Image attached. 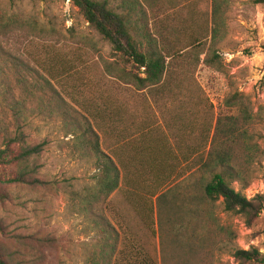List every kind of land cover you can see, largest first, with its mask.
Instances as JSON below:
<instances>
[{"label":"rangeland","instance_id":"374dc122","mask_svg":"<svg viewBox=\"0 0 264 264\" xmlns=\"http://www.w3.org/2000/svg\"><path fill=\"white\" fill-rule=\"evenodd\" d=\"M107 1L120 13H130L131 21L142 27L143 17L128 11L123 0ZM141 1L155 36L158 30L166 33V21L190 26L189 19L196 16L190 13L196 7L194 1L201 11L196 22L211 20L212 0L207 4L203 0ZM217 2L220 27L215 38L207 41L204 52L194 51L186 57L188 74L182 62L178 64L174 76L187 75L179 79L180 92L171 96L154 89L140 91L110 75L106 65L122 63L71 0H0V41L31 64L39 61L48 69H57L65 61L74 63L77 71L64 86L66 99L75 108L87 115L95 108L123 104L129 112L128 126L146 120L154 128L152 137L163 133L174 144L185 140L190 166L196 165L199 153L208 150L206 138L211 137L218 117L240 115L231 97H243L251 119H240L235 146L248 147L249 155L242 152L244 157L237 165L241 178L232 186L254 199L264 196V4L255 0ZM171 10L179 11L178 19ZM211 51L218 58L207 64L204 59ZM0 121V147H4L3 132L7 128L6 136L15 133L18 124L5 122L1 111ZM113 129L115 138L100 131L105 151L122 142L118 137L121 125ZM71 130L56 114L22 116L25 139L31 145L47 144L29 163L27 177H36L38 182L20 186L0 182V227H4L0 229V254L8 264H98L105 255L115 264L118 255L101 250L108 240L114 242L115 234L120 236L118 249L127 232L134 240L153 242L121 193L111 196L110 209L101 201L91 204L97 190L96 157L78 145V139L68 134ZM13 149L17 151L18 146ZM8 168L0 165L1 177H8ZM195 192L201 194L199 188ZM9 195L13 198L6 200ZM197 202L200 210L177 223L186 230L180 231L167 218L162 227L157 224L154 240L160 248L159 264H260L239 259L235 251L257 248L264 255V204L250 218L225 210L222 199L199 197ZM105 217L115 228L107 227Z\"/></svg>","mask_w":264,"mask_h":264},{"label":"trees","instance_id":"16d2710c","mask_svg":"<svg viewBox=\"0 0 264 264\" xmlns=\"http://www.w3.org/2000/svg\"><path fill=\"white\" fill-rule=\"evenodd\" d=\"M71 1L111 44L115 60L122 63L119 67L115 63L106 65L110 75L140 91L154 89L167 96L180 92L179 79L181 82V76L184 78L190 71L184 64L186 57L194 51L204 52L207 41L215 38V32L220 27L217 0H212L210 21L206 18L201 24L196 22V16L201 11H197L194 1L196 7L190 13L196 16L189 19L190 26L166 21V33L158 30V36L152 34L153 29L141 0H123L122 4L128 11L143 17L142 27L131 21L130 13H120L107 0ZM255 2L264 4V0ZM203 3L207 4L208 0H203ZM178 12L169 11L174 19H178ZM210 53L204 59L207 64L214 63L218 58L216 53ZM181 62L187 74H177L179 77H175L174 71ZM73 64L65 61L57 69H48L39 61L31 64L0 41V111L5 122L18 124L15 133L6 136L7 128L3 132L0 165L9 167V171L8 177L0 176V182L20 186L39 181L36 177L28 179L29 163L41 155L47 143L40 141L31 145L25 139L22 116L48 114L55 117L56 114L62 118L68 130L73 128L68 134L78 139V145L96 157L97 190L91 204L101 201L105 209H110L111 196L116 192L121 193L125 203L133 209L140 224L153 238V242L142 243L140 239L134 240L131 232L126 231L128 235L122 237V247L118 249L120 236L118 239L115 234L114 242L108 240L101 248L102 252L110 250L118 255L115 264H159L160 248L154 240L158 233L157 224L162 227L163 220L167 218L180 231L186 230L182 224L178 228L177 223L185 220V215L200 210V203L195 204L199 197L209 201L222 199L225 210L246 214L250 218L261 211L263 195L249 199L232 186L234 181L241 178L237 165L244 157L242 152L246 153L245 156L249 155L248 147L244 150L235 146L240 138L237 133L240 119H251L243 97L237 94L231 97L230 103L238 105L240 115L218 117L211 137L206 138L209 140L208 150L199 153L196 165L190 166L187 159L190 150L186 148L185 140L174 144L163 133L152 137L154 128L146 120L128 126V111L123 104L116 106L112 103L102 110L95 108L89 110L87 115L75 108L66 99L64 86L66 79L77 71ZM119 125L122 130H119ZM113 128L121 132L118 137L122 138V142L113 143L108 146L109 151H105L101 146L100 131L115 138ZM129 129L132 131L128 132ZM16 146L17 151L13 149ZM183 158L186 164L182 162ZM196 188L201 194L195 192ZM5 198L13 197L9 195ZM97 216L101 218L100 214ZM105 222L108 228H115L107 218ZM105 229H102L103 232ZM235 255L242 260L264 264V255L257 248H239ZM97 263L111 264V260L105 255ZM0 264H8L1 254Z\"/></svg>","mask_w":264,"mask_h":264}]
</instances>
